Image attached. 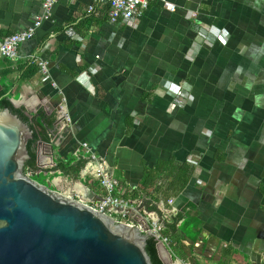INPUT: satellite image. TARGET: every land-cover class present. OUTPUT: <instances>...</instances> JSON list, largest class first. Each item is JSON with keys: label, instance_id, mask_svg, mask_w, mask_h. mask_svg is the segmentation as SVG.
<instances>
[{"label": "crops", "instance_id": "1", "mask_svg": "<svg viewBox=\"0 0 264 264\" xmlns=\"http://www.w3.org/2000/svg\"><path fill=\"white\" fill-rule=\"evenodd\" d=\"M169 2L175 12L153 3L111 24L104 5L87 14L92 0H56L15 62L0 58V79L16 108L50 122V140H39L42 184L101 198L87 144L130 203L125 221L174 224L171 264H264V0ZM42 3L0 0V38L29 27ZM206 26L207 38L197 37ZM30 56L48 62L47 78ZM179 88L190 103L172 99ZM78 160L77 177L56 169ZM147 171L159 174L148 192Z\"/></svg>", "mask_w": 264, "mask_h": 264}, {"label": "water", "instance_id": "2", "mask_svg": "<svg viewBox=\"0 0 264 264\" xmlns=\"http://www.w3.org/2000/svg\"><path fill=\"white\" fill-rule=\"evenodd\" d=\"M32 139L27 124L0 111V264H151L147 235L89 207L102 198L77 200L23 174ZM49 148L54 166L55 145Z\"/></svg>", "mask_w": 264, "mask_h": 264}, {"label": "built area", "instance_id": "3", "mask_svg": "<svg viewBox=\"0 0 264 264\" xmlns=\"http://www.w3.org/2000/svg\"><path fill=\"white\" fill-rule=\"evenodd\" d=\"M153 3L161 4L162 8L169 12H175V6L169 2V0H92L91 5L87 8V14L95 12V8L98 5H104L107 8V18L111 24L117 23H131L136 18H139ZM56 0H43L41 5V12L37 15L32 23L25 30L10 34L0 38V58L6 59L10 62H15L18 57V48L21 44L31 40L37 29L40 27L42 21L49 19L51 16ZM211 27H197V37L206 39L205 32H210ZM70 38H77L73 33H69ZM217 39V38H215ZM29 60L34 62L42 78H47L48 75V62L30 56ZM55 87V84L52 85ZM172 99L178 102V105L183 106L190 103L191 97L186 92H183L180 88L175 91L169 92ZM175 103V102H174ZM82 148L85 150L84 157L92 163V169L89 172V176L95 178L103 190V196L101 201L89 204V207L96 211L103 213L117 222H123L130 226H134L140 233L153 237L157 245H162L168 249V255L171 254V242L167 235L163 234L164 226L157 221L150 220L148 225L145 223L141 226H137L132 222L125 221L129 218L130 203L127 199L115 195V190L119 187V182L111 178L105 173L104 162L98 160L97 157L91 153V150L87 144H82ZM76 157L79 158V154L76 153ZM173 201L169 200L168 204L172 205ZM146 220V219H145ZM144 222V221H143ZM202 246V239L199 238L194 244L193 248L198 249ZM222 247H225L222 245Z\"/></svg>", "mask_w": 264, "mask_h": 264}, {"label": "trees", "instance_id": "4", "mask_svg": "<svg viewBox=\"0 0 264 264\" xmlns=\"http://www.w3.org/2000/svg\"><path fill=\"white\" fill-rule=\"evenodd\" d=\"M6 74L4 73L2 75V78L0 79V111L3 110H8L10 113L13 115L17 116L23 123L27 124L30 130L33 133V139L28 142L27 144V151L30 159L26 162L24 169H23V174L26 175L30 173L31 180L38 182V179L40 177L36 172L38 171L36 167V154H35V147L36 144L39 140L42 141H49L50 138L47 134V129L50 126L49 121H43L41 120H31L21 108H16L9 100L8 96V88L4 84V78ZM85 161L84 160H78L76 163L72 164L71 162H68L66 164H62L56 167L57 170L62 171L66 175H72L74 177L79 176L80 172L84 168ZM159 179V174L156 172H145L144 174V179L142 181V189L146 192L149 190H152L157 183V180ZM182 184H184L182 182ZM181 189V187L179 188ZM164 231L163 234L166 235L167 233H173L174 232V224L172 225H163ZM184 230V228H183ZM145 251L146 254L148 255L151 264H163L162 261L160 260L158 256V251H157V242L156 240L148 236L146 239V244H145Z\"/></svg>", "mask_w": 264, "mask_h": 264}, {"label": "rangeland", "instance_id": "5", "mask_svg": "<svg viewBox=\"0 0 264 264\" xmlns=\"http://www.w3.org/2000/svg\"><path fill=\"white\" fill-rule=\"evenodd\" d=\"M25 176L28 177V178H31V176L29 174H26ZM38 182H40V184H42L43 180L42 179H38Z\"/></svg>", "mask_w": 264, "mask_h": 264}, {"label": "flooded vegetation", "instance_id": "6", "mask_svg": "<svg viewBox=\"0 0 264 264\" xmlns=\"http://www.w3.org/2000/svg\"><path fill=\"white\" fill-rule=\"evenodd\" d=\"M38 143V142H37ZM37 145V144H36Z\"/></svg>", "mask_w": 264, "mask_h": 264}]
</instances>
